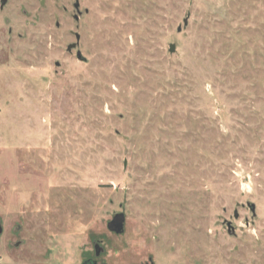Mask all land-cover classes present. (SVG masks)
Masks as SVG:
<instances>
[{
  "label": "rangeland",
  "instance_id": "1",
  "mask_svg": "<svg viewBox=\"0 0 264 264\" xmlns=\"http://www.w3.org/2000/svg\"><path fill=\"white\" fill-rule=\"evenodd\" d=\"M77 1L0 8V264H264V0Z\"/></svg>",
  "mask_w": 264,
  "mask_h": 264
},
{
  "label": "water",
  "instance_id": "2",
  "mask_svg": "<svg viewBox=\"0 0 264 264\" xmlns=\"http://www.w3.org/2000/svg\"><path fill=\"white\" fill-rule=\"evenodd\" d=\"M0 8H2L5 3H6V0H1L0 1ZM73 8L74 10L76 11V15L74 16V20L75 21H78L79 19V3L78 1H76V3L73 5ZM79 35L78 34H75V43L71 44V45H68L67 47V52H71L73 49H75L79 43ZM170 53H172L174 51V46L173 45H170ZM76 59L78 61H84V58H82L81 56V53L79 51L76 52ZM58 66V64H57ZM252 211H253V207L251 206L250 208ZM123 225H124V216L119 214V215H115L113 217V219L107 224V229L108 231L116 234V235H119L123 232ZM95 253L98 255L99 253V248L97 246H95Z\"/></svg>",
  "mask_w": 264,
  "mask_h": 264
},
{
  "label": "flooded vegetation",
  "instance_id": "3",
  "mask_svg": "<svg viewBox=\"0 0 264 264\" xmlns=\"http://www.w3.org/2000/svg\"><path fill=\"white\" fill-rule=\"evenodd\" d=\"M76 1H77V0H74L73 5L76 3ZM73 18H74V17H73ZM76 52H77V51H76ZM76 52H75V55H76ZM84 264H96V262L93 261V260H88V261H86Z\"/></svg>",
  "mask_w": 264,
  "mask_h": 264
}]
</instances>
